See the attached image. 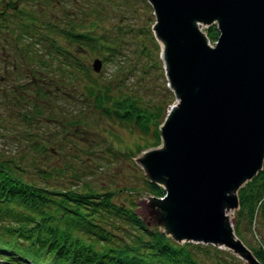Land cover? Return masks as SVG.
Returning <instances> with one entry per match:
<instances>
[{
    "label": "rangeland",
    "instance_id": "374dc122",
    "mask_svg": "<svg viewBox=\"0 0 264 264\" xmlns=\"http://www.w3.org/2000/svg\"><path fill=\"white\" fill-rule=\"evenodd\" d=\"M57 1L48 4L49 7L38 0H15L16 8L6 10L5 0H0V155L13 156L17 160L19 154L26 153L37 161L43 159L47 167L53 168L66 164L62 173L50 171L48 187L113 190L111 204L130 206L150 228H159L145 196L149 193L143 183L145 174L135 158L141 150L159 143L158 125L177 98L167 84L159 56V41L151 29L154 20L151 5L147 0H78L83 5L86 2L87 13L91 9L106 15L91 26V31L96 36H107L104 32L109 27L117 35L110 39L118 50L109 53L101 47L97 50L89 46L82 48V40L62 35L64 25L57 27L56 34L48 35V16H57L63 10L59 8L60 0ZM67 6L70 2L65 0L63 7ZM22 18L33 21L38 18L36 22L40 23L36 28L43 30V37L37 30L32 37H20L19 44L27 54L18 57L12 35H18ZM85 18L81 14L77 19L85 24ZM207 25L199 23L198 27L212 44L215 37L208 38ZM116 26L126 31L120 34ZM52 42L59 46L61 54L47 48ZM78 42L80 46L76 45ZM50 52L57 59L52 58ZM57 55L69 63L62 62ZM95 56L99 59L97 70L91 65ZM78 59L83 67L72 64ZM40 60H46L49 67H43L38 63ZM85 86L91 87L93 92L105 89L110 96L108 102L95 104L94 95L85 94ZM123 98L129 99L139 111L150 112L148 130L112 115L101 106L110 107L113 100ZM20 110L30 111L28 121L19 116ZM154 128L158 141L152 144L156 140ZM34 137L35 142L44 145V150L27 146ZM71 172L79 178L75 179ZM129 200L134 203L129 204ZM263 211L258 203L250 216L238 211V206L226 209L233 231L238 234L235 235L251 252L257 245L264 248ZM113 219L123 223L120 218ZM183 241L186 239L177 242ZM212 245L226 251L227 255L221 256L226 260L249 264L228 247Z\"/></svg>",
    "mask_w": 264,
    "mask_h": 264
},
{
    "label": "water",
    "instance_id": "95a60500",
    "mask_svg": "<svg viewBox=\"0 0 264 264\" xmlns=\"http://www.w3.org/2000/svg\"><path fill=\"white\" fill-rule=\"evenodd\" d=\"M167 84L176 96L159 143L136 156L159 229L172 239L228 247L261 264L226 209L264 157V0H147ZM198 23H214L212 44ZM92 68L99 67L98 57Z\"/></svg>",
    "mask_w": 264,
    "mask_h": 264
},
{
    "label": "trees",
    "instance_id": "16d2710c",
    "mask_svg": "<svg viewBox=\"0 0 264 264\" xmlns=\"http://www.w3.org/2000/svg\"><path fill=\"white\" fill-rule=\"evenodd\" d=\"M14 1L5 0L6 10L9 7L16 8ZM38 1L47 6L54 2ZM66 1L70 2V6L63 7L65 0H60L59 5L64 13L48 16L47 34H56L57 27L64 25L66 28L62 35L75 41L82 40L80 41L82 48L89 46L97 50L101 47L109 53H116L117 46L110 37L117 35L113 34L109 27L104 32L107 36H96L91 31V26L102 21L106 15L91 9L87 13L85 1L84 5L78 0ZM81 14L86 16L85 24L77 19ZM89 16H92V19ZM22 20L17 28L18 35H12L18 57L27 54L25 48L22 49L19 44L20 37H32L36 30L39 36L43 33L42 29L36 28L39 26L37 23H40L36 22L39 21L38 18L35 21L32 18ZM127 28L130 30V27ZM116 29L120 34L126 31L119 26H116ZM205 30L210 39L217 34L213 23L208 24ZM76 45L80 46L79 42ZM47 48L60 53L59 46L54 42L49 43ZM49 54L51 56V52ZM60 59L62 62H68L66 58ZM38 63L43 64V67H49L46 60H40ZM72 64L83 67V62L79 59ZM84 88L85 94L94 95V102L97 105L106 104L110 98L105 89L93 92L91 87ZM101 106L112 115L123 120H131L134 126L148 130L150 112L139 111L140 109L129 99L113 100L110 107ZM117 109H121V112ZM19 114L27 121L30 111L24 110ZM155 128L153 134L156 140L152 144L158 141ZM27 146L44 150V145L35 142V137ZM17 160L13 156L4 158L0 155V254L13 259L15 264H26L25 258L33 264H235L221 257L227 255L225 250L209 242L188 240L177 242L159 228H150L130 206L111 204L113 190L91 191L88 187L61 186L55 189L48 187L50 171L62 173L66 164L57 168L47 167L43 159L37 161L34 156H27L26 153L19 154ZM71 175L75 179L79 178L74 172H71ZM143 183L149 193L162 192L160 185L155 182L144 178ZM263 193L264 157L261 168L237 188L238 211L250 216L254 213L257 203L264 209ZM132 203L134 202L129 200V204ZM113 218H120L123 223ZM235 233L237 234L236 231ZM251 250L264 264L263 246L257 245Z\"/></svg>",
    "mask_w": 264,
    "mask_h": 264
},
{
    "label": "bare ground",
    "instance_id": "6f19581e",
    "mask_svg": "<svg viewBox=\"0 0 264 264\" xmlns=\"http://www.w3.org/2000/svg\"><path fill=\"white\" fill-rule=\"evenodd\" d=\"M198 25H199V23H198ZM209 42V41H208ZM213 42V41H212Z\"/></svg>",
    "mask_w": 264,
    "mask_h": 264
}]
</instances>
